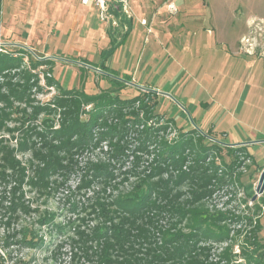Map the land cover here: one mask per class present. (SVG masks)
<instances>
[{"label": "rangeland", "instance_id": "1", "mask_svg": "<svg viewBox=\"0 0 264 264\" xmlns=\"http://www.w3.org/2000/svg\"><path fill=\"white\" fill-rule=\"evenodd\" d=\"M82 2L0 0V139L25 167L20 179L10 169L0 180V264H94L95 255L79 250V233L111 221L91 206L111 201L118 214L128 193L151 197V213L154 202L163 206L153 238L161 244L181 234L176 264H264V192H257L264 147L229 140L232 128L264 132V0H197L193 11L206 19L187 22L176 50L157 48L171 67L168 89L136 72L114 75L124 85L94 101L81 91L109 86L92 62L138 19L121 0L125 24L100 8L95 27ZM152 21L140 20L149 32ZM78 118L85 131L84 122L73 125ZM100 164L113 175L109 184ZM14 186L28 207L16 216L8 208ZM44 215L52 218L40 223ZM25 227L42 240L21 241ZM136 246L150 254L146 243Z\"/></svg>", "mask_w": 264, "mask_h": 264}, {"label": "trees", "instance_id": "2", "mask_svg": "<svg viewBox=\"0 0 264 264\" xmlns=\"http://www.w3.org/2000/svg\"><path fill=\"white\" fill-rule=\"evenodd\" d=\"M1 58L2 56H0V66L5 61V59L1 61ZM99 67L109 72L104 74V77L109 82V87L103 89L99 94H89L86 91H81L85 98H87L89 101H94L95 99L104 95L107 96L110 94L108 92L116 87V84H121L123 86L125 83L124 81L115 78V76H118V73L115 70L107 69L104 66ZM74 90V88L68 89L69 94H71L70 92H73ZM4 112L1 114V116L7 115L6 112ZM2 118H0V128L5 124L3 123ZM82 122L84 121L78 118L73 125L81 124ZM87 128L88 125L84 122L83 131H85ZM2 142L3 139H0V180H7L6 178L10 169L13 175L20 179L19 176L24 173L25 167L21 164V161L14 156L13 149H10ZM26 142L27 141L24 140V143L22 142L21 145H25ZM49 162L50 161H48L47 164ZM53 163L59 167V163ZM104 166L105 165L100 164L96 165L95 168H97L100 172L107 173L106 175H109L108 177L112 176L110 179H105V183L109 184L113 178V175H111V171L108 172L107 167L103 168ZM17 188V186L12 188L13 196L8 206V208L14 214L17 213L16 209L18 206H23V209L26 211L28 210V207L20 201V197L17 194ZM2 199L4 198L2 197L1 200ZM102 200L99 198L95 200L94 204L91 206V211L98 215L101 214L106 219V221H111V225L103 224L94 228L91 233L85 231H80L79 233L77 242L79 244V250H82L83 254L86 255L88 259L91 258V255H95L94 260L96 262L94 264H167V259L169 261L171 259V261L176 264V259H178L177 255L179 256L183 252L182 248L176 245V241L178 239L177 237L181 234L170 232L167 234L166 238H163V242L161 244H159L153 238L155 236L153 233L154 228H157V225L159 224V212L163 209V206L154 202L153 206L156 207L157 210L151 213V207L149 206L152 200L151 197H145L139 193H128L122 197L121 202L116 203V205L122 208L120 209V213L116 214L117 210L111 205V201L106 202L105 200ZM114 217H117V219ZM51 218V215L40 216L39 222L45 223L46 221L51 220ZM23 230L26 232H24V236L21 241L27 242L29 237H32V239H30L31 241L33 240L32 243L42 240L37 233L32 232L30 227H25ZM159 231L162 233V226ZM89 239H95L97 241L98 244H96L95 248L89 244ZM153 241L155 242L153 243ZM144 242L147 245L145 253H150L145 254L148 255L147 257H144L143 254L140 256L138 254L140 248L136 246V244L145 245ZM157 248H160L161 252H157Z\"/></svg>", "mask_w": 264, "mask_h": 264}, {"label": "crops", "instance_id": "3", "mask_svg": "<svg viewBox=\"0 0 264 264\" xmlns=\"http://www.w3.org/2000/svg\"><path fill=\"white\" fill-rule=\"evenodd\" d=\"M115 1H117L115 5H111V2H108L107 9L108 11H113L116 17L122 19L121 23L125 24L121 0ZM128 2L138 19L135 28H131V30L130 28L127 29L121 40L102 48L100 51V61L96 62L95 60L92 63L97 64L98 67L104 66L107 69L115 70L118 76H129L132 78V73L136 72L139 80L147 81L154 88L158 84L164 83L162 84V89L166 90L171 84V82L170 84L169 82L166 83L167 76L171 75V67L169 68L168 64L166 66L163 65L162 53L157 52V48L160 43H165L171 45L176 50L182 44L181 35L184 29H186L185 27L189 23L188 21L193 20L194 22H198L205 20V14L199 15L198 11H193V9H197L199 6L197 0H128ZM171 2L175 4L177 9V12L174 14L169 11L168 5ZM212 5L213 1L208 6L212 8ZM80 7L81 12L89 11L90 15L92 14V18L94 19L93 25L96 27L100 19V7L95 2H82ZM148 17L153 18L150 32L148 26L140 22V20ZM128 23H131V19H128ZM47 42H49V38ZM101 72L100 75H104L107 71L102 69ZM107 83L109 86V82ZM192 97L189 101L192 102V106H195L193 101L196 100V96ZM161 101L167 104V96H161ZM174 109H177L176 105L173 107ZM232 131L233 138L229 137V140L231 139L236 142L252 140L257 141L259 147H264V132L254 133L251 131L252 133L242 135L240 131H236L233 128Z\"/></svg>", "mask_w": 264, "mask_h": 264}, {"label": "built area", "instance_id": "4", "mask_svg": "<svg viewBox=\"0 0 264 264\" xmlns=\"http://www.w3.org/2000/svg\"><path fill=\"white\" fill-rule=\"evenodd\" d=\"M84 3L95 2L102 10V13L106 10L107 0H82Z\"/></svg>", "mask_w": 264, "mask_h": 264}, {"label": "water", "instance_id": "5", "mask_svg": "<svg viewBox=\"0 0 264 264\" xmlns=\"http://www.w3.org/2000/svg\"><path fill=\"white\" fill-rule=\"evenodd\" d=\"M257 192L258 193H263L264 192V170L260 176L258 187H257Z\"/></svg>", "mask_w": 264, "mask_h": 264}]
</instances>
